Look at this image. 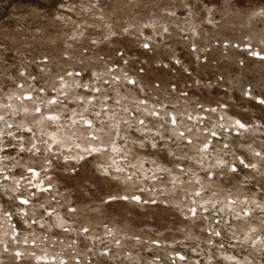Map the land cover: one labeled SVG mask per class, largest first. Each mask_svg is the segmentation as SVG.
<instances>
[{"label": "rangeland", "instance_id": "obj_1", "mask_svg": "<svg viewBox=\"0 0 264 264\" xmlns=\"http://www.w3.org/2000/svg\"><path fill=\"white\" fill-rule=\"evenodd\" d=\"M164 5L172 7L165 9ZM262 10H264V0H191L190 3L189 0H63L62 3L61 0H0V68L1 70L5 69L4 61L7 58L6 67L9 71L6 73L18 69V64L23 62V59L13 57L12 54L15 53V50L33 56L41 55V57L51 58L53 63L50 67L54 73L83 66L99 68L112 59L113 49L116 48L125 52L127 56H139L137 37L142 34L143 29L144 36L155 40L152 42L157 56L172 50L190 64L188 66L198 76L195 83L198 93H194L195 95L205 98L204 93L210 92L217 100L226 101L232 114L246 117L247 113L242 108L238 110L235 107L237 106L236 101H239L235 93L231 89L230 92L218 89L220 84L228 85L231 88L234 83L232 81L233 73L236 71H234V68L236 69L234 60L239 58L236 53L240 51L226 50L219 41L224 37L242 39L246 35L259 39L261 34H264V12ZM173 12L174 15L171 14ZM167 27L169 31L164 35L163 29ZM125 28L128 29L127 32L123 31ZM110 33H115V35H109ZM105 37L108 38L105 39ZM185 38H188L192 43L195 42L201 49L199 53L193 51L194 56L195 54L206 55L209 62L194 63L193 57L189 55L191 53L188 52L191 44L186 45L183 42ZM134 41L135 43H133ZM210 61L216 65L215 70H211L214 67ZM152 63L148 67L149 75L159 76L163 80L162 71H155L154 69L157 68ZM221 63L222 66H220ZM141 64L144 65V63ZM147 64H149V59H147ZM127 66V69H131L134 67V63L130 61ZM32 71L36 72L35 69ZM208 71L214 72L207 79L205 75ZM237 72H239V82L248 77L258 80L264 75V62L248 61V66L243 69V72L240 70ZM134 78L138 79V77ZM218 78H222L224 82L219 83L216 81ZM146 82L147 80H145ZM208 82L213 84V89L207 88ZM224 92L226 93L224 94ZM14 93L15 95H13ZM18 93L11 91L3 99H0V116L4 117L3 120H0V131L3 132L4 129L13 131L16 128L28 132L27 128H32L39 136L32 139L34 143L40 139L50 141V134L55 133L56 137L63 142L61 151L71 155L82 151L85 147V140L91 138L86 137L84 132L86 126L77 116H73V111L70 113L72 117L70 116L69 122L67 120L60 122V118L57 121L46 117L40 119V114L33 110L34 101L19 100L17 99ZM120 96L121 94L115 96L114 99L117 97L120 99ZM153 99L155 98L153 97ZM207 100H212V98ZM239 104L244 106V102L241 100ZM48 106L45 104V107H41L42 111H48L52 113L51 115L58 116L56 114L59 111L50 110ZM245 106L250 107L249 105ZM23 107H28L29 111L24 112ZM98 107L102 106L98 105ZM75 112L81 114L79 109ZM223 113L224 115L217 114V117L226 118L228 116L227 113ZM111 116L109 117V113H106L102 116L104 120L99 121L98 117H95L99 125L95 124V120H93L98 136V139L92 142L93 145L96 146L103 142L107 147L102 150V154H97L98 159L92 160L89 157L88 168H95L97 164H110L111 160L108 158L113 157L120 166L125 167L123 175L137 173L140 178L137 179V176H133V180L139 188L144 190L143 194L146 199L149 197L158 200L167 198L171 205L170 209L166 213L154 215V206L134 207L133 204H129L127 208L117 207L115 212L102 214L96 211V203L92 202L89 204L91 211H85L83 215L75 214L68 218L65 227L70 230L65 233L62 229L51 228L49 225L55 222L57 215L64 216V206L72 205L77 194L82 192L88 196L90 195L88 187L95 191L96 186L90 181H85L88 187L80 185L78 181H71L70 186L66 188L64 181L59 180L55 173H51L54 187L50 193H44L40 201L44 203L45 208H49V204L51 205L49 215H45L41 220L40 216L44 209L29 204V206H24L25 217L19 213L16 214L14 212L16 207H12V221L16 226V235L13 237L12 221L3 216V211L13 203L7 195L13 179L7 177L5 173L1 174V171L7 170V165L5 161L0 160V188L2 189L0 190V254H3L5 246L9 248L10 252L17 248L27 249L30 252H35L36 255L47 257L46 260L39 262L33 259L32 264H59L60 259L67 258V254H73L72 248L69 247L70 244L77 252L81 251L80 239L82 237H78L74 229L80 223H84L85 226H91L92 232L87 235L89 236V245L95 246L94 250L99 251L102 246L101 241L108 245L113 254L107 257L110 264H162V261H171L172 259H176L177 264H181L178 257H175V251H180L185 256L186 259L182 264H217V262L219 264H238L237 252L234 249L228 251L226 247L227 251H225L221 245L237 239L235 235L239 233L250 237L258 226L251 223L247 215L252 213L253 205L255 210H264V205L257 206L261 204V200L256 195L250 194L249 198L246 197L245 189L237 183V181L240 182L241 176L233 175L225 180L206 177L202 171L212 173L214 169L218 168L215 166L216 160L221 156H209L206 152L200 153L197 146H192L190 151L185 143H183L184 146H178L181 145L180 141L173 144L171 140L167 139L168 134L164 131L165 139L160 142L170 146L180 156L181 168H177L175 163H165L159 156H149L144 150H138L133 141L135 140L138 145L140 142L138 138L147 135L142 133L156 134V129L147 126L151 131H140L141 126L135 124L136 132L128 133L120 123L118 129L114 128L113 125L119 121ZM260 116L261 112L259 118ZM249 117L251 116L249 115ZM249 117L248 119H250ZM179 118L181 119L178 126L180 130L188 127L185 118ZM73 120L76 121L75 124L72 123ZM5 122L12 125L11 129L4 126ZM231 123L227 121V124ZM117 130L119 131L118 136L115 134ZM129 131H131L130 128ZM174 135H172L173 139L176 138V134ZM196 136L201 137L200 134H196ZM157 138L159 139V137ZM112 141L116 142L115 145L112 144ZM16 144L11 140L8 142V147L12 148ZM26 144L28 145L29 141H26ZM77 144H80V148L76 147ZM38 146L44 147L39 144ZM114 146L118 149L117 152L112 151ZM53 151H55V147ZM39 156L40 153H37L36 156L25 155L21 159L17 157L12 161L15 166L17 164L26 170L28 165L35 166L41 163ZM169 159L174 160L175 158L169 157ZM251 160L260 168L258 162L260 158H251ZM153 161L156 163L154 164ZM61 162L63 163V160ZM140 162L143 163L142 169H140ZM131 164H136L137 168L130 169L128 166ZM157 165L170 168L171 173L161 171ZM8 169L11 168L8 167ZM137 169H139L138 172ZM83 174H85L84 170H82ZM61 175H63L62 172ZM152 176H155L156 179L153 180ZM174 178L175 184L172 183ZM15 179H19V177ZM157 193L163 195L158 196ZM229 200L234 203L230 204ZM75 206L83 208V205H80L78 201ZM192 206L198 208L202 206L198 212L200 217H203V209L220 210L217 212L219 217L222 215L226 217L229 215L227 211H230L235 220L243 219V222L231 226L234 233L231 238L228 237V229H226L230 223L224 222V220L225 225L215 224L216 230H220L222 235L212 239L205 233L211 225L204 218L195 221L196 226H193L194 221L188 212V208ZM16 211L18 212L17 208ZM25 218L35 219L37 222L29 226L23 223ZM245 222L249 223L245 224ZM159 225H164V227L161 228ZM108 230H111V235L107 234ZM113 237L119 239L120 243L116 244ZM251 238L254 239L255 236L252 235ZM153 239H157L159 242L153 244ZM230 245L234 247L233 242ZM5 255L7 254L0 255V259H3ZM84 258L90 259L87 254Z\"/></svg>", "mask_w": 264, "mask_h": 264}, {"label": "snow or ice", "instance_id": "obj_2", "mask_svg": "<svg viewBox=\"0 0 264 264\" xmlns=\"http://www.w3.org/2000/svg\"><path fill=\"white\" fill-rule=\"evenodd\" d=\"M62 2L63 0H61V3ZM190 2L191 0H189V3ZM163 7L168 9L172 6L164 5ZM262 12H264V10H262ZM171 14L174 15L175 13L173 12ZM123 31L127 32L128 29L125 28ZM163 31L167 33L168 29L165 28ZM109 35H115V33H110ZM132 35H135V33H132ZM107 38L108 37H105V39ZM150 40L151 37H147L146 40L142 42L144 51L141 52V54L146 55L147 52H152V56H146V58L149 59V63H152V61L157 59V53L155 47L150 45L148 42ZM93 43H95V41H93ZM133 43H135V41ZM219 43H222L226 50H243L236 53V56H238L239 59L234 60V63L240 66L239 70L241 72H243V69L248 66V61L250 58L253 62H264V34H261L259 39L247 35L242 39L237 37H224L223 40L219 41ZM191 49L198 53L201 51L195 42L191 44ZM113 52L118 53L119 55L118 58L109 62L112 67L121 64V61H123L124 65H128L130 63L128 59H125V53L121 52L119 48L113 49ZM159 55L163 60H169V56H173L174 53H170L169 56H164L163 53H160ZM43 58L45 60L48 59L47 56H44ZM97 58L102 59L101 57ZM197 59L199 60L200 57L197 56ZM179 62V60L176 61V63ZM169 63H171V60H169ZM4 64L5 72L9 71V69L6 67L7 58H5ZM105 67L106 70L103 75L98 74V72L91 70L87 66H83L75 72L76 79H73L71 86L86 90L83 93L78 94L75 98L82 102H90L93 99H100V97H103L104 101H110L112 99L111 92L115 91V89L112 88L113 84H115L118 88H127L128 91L134 93V103L131 105V107L136 113H139V115H135L132 118L133 123H129L128 120H122L117 124H114L113 127L118 129L119 123H123L131 129L135 124H138L141 126L139 129L140 131H151V129L147 128L146 126V119L148 117L156 118L155 121L148 120V123H151L153 127L156 128V136H140L138 138L140 141L139 144L136 145L135 140L133 141V144L138 148V150H144L149 156H159L160 159L164 160L167 164L175 163L177 168H181L180 156H178L170 146L160 142L165 139V137L160 134L159 129L164 128L167 124L177 126L171 129H166V131H171L172 133L176 134L175 139H173L172 135H169L167 137L168 140H171L173 144H176L177 141H180L181 145L178 146H184L183 142L186 141L187 145L197 146L198 152L200 153H205L210 148V145L220 144L224 140L228 139V136L232 135L233 130L235 131L236 135L232 136L231 143L235 146L238 137L241 135V130L247 131L249 127L248 121L241 117V119H236L234 124L227 128L221 123L219 125L213 124L212 129H209L207 123L211 122L212 114L216 112V108L209 107L207 110V122L203 120H197L192 127H185L183 130H180L178 127L180 125L179 117L182 116L183 113L178 112L175 108V105H173L171 101L164 103L159 98L153 99V97L149 94L150 91L158 92L161 89H163L165 92L169 91L161 77L150 76L149 70L143 67H141V69L138 71L135 70L134 67L131 69L122 68L121 72L118 74L112 73L111 68H109L107 65ZM162 67H166V65H163ZM154 70L159 72L162 71V68H157ZM235 70L236 69L234 68V71ZM17 73L21 77L24 76V71L17 70ZM141 73H144V75H141ZM65 76L71 77L73 76V73L65 71L64 75L57 74V79L61 82L59 88L53 85L51 87V91L48 92V95L45 97H42L40 94L45 93L47 89L45 86L41 85L39 81H37L34 90L30 89L21 92L17 99L34 101L33 110L35 113L40 114V119H43L45 115H47L51 120L59 119L58 116L51 115L48 111H42V108L39 105L44 104L45 100H47L49 104L62 103V101L58 100V97H65V99H67L68 94L61 90L64 88V84L66 83L64 79ZM105 76H107L108 79H105ZM134 77H138V79ZM28 78L34 81L36 80V76H33L32 73H28ZM41 79H43V77H41ZM145 80H147L146 83ZM121 81H124V83L121 84ZM167 83L171 84L173 89H178L179 87L177 84H173L171 81H168ZM16 87L23 88L24 85L22 83H17ZM240 91L243 93L244 97L248 98L247 102L253 108H258L260 112L264 114V75H262L258 80L253 77L241 79ZM52 92H56L57 95L53 96L51 94ZM97 93L99 94L98 96L93 95ZM13 95H15V93ZM117 95L119 94L117 93ZM169 95H172V93L169 92ZM183 95L186 97L187 92H184ZM150 101L153 104V107L148 106ZM35 102H38V104ZM115 103L119 104V100L117 99ZM207 104L209 106L215 104L217 107H222V103L219 100H208ZM101 106L105 109L108 108L107 103H102ZM196 107L199 108L201 113L206 111L205 108L199 103L196 104ZM23 111L28 112L29 108L23 107ZM123 111L128 112L129 108L125 107ZM101 115L102 113L95 112V116L100 117ZM73 116H77L78 119L82 121L83 125L86 126L84 129L86 137L91 138L90 140H85V147L76 155L66 154L61 151L63 148V142L56 137L55 133L50 134V141L40 139L36 143L32 142V139L36 137V133L32 128H27V131L32 133V138H30L29 144L27 146L24 143L19 144V149L21 152L26 150L30 156H36L37 153H40L39 160L41 163L36 164L35 166L28 165L26 167V172L30 174V176H26L24 171L18 170L16 175L19 176V179H13L11 188L7 192L8 198L13 203L9 205L8 209L3 211V216L7 217L8 220L11 221L13 219L11 208L16 207L18 213L26 217L24 206H28L29 204L33 205V207L38 206L39 208L44 209V212L41 213L40 216L41 220L44 219L45 215H49V209L51 208V205L49 204V208H45L44 203H41L40 201L44 196V193H50L54 187L51 173H55L59 180H63L64 186L66 188L70 186L71 181H78L79 184L84 187H88V185L85 184V181H90L96 186L95 191L91 187H88V192L90 193L88 196H85L82 192L77 194L72 205L64 206V216L57 215L55 222L49 225L51 228H60L65 233H68L70 230L68 227H65L68 218L75 214L83 215L85 211H91L89 204L92 202L96 203V211H99L102 214H110L115 212L117 207L127 208L129 204H133L134 207L154 206V215L157 213H166L171 207L167 198L158 200L156 198L149 197L146 199L143 194L144 190L139 188L133 180V176H137V173L134 172L132 175H123L125 167L120 166L115 158H108L111 160L110 164H97L95 168H88L90 163L89 157H91L92 160L98 159L97 154H102V150L106 148L107 145L103 144V142L96 146L93 145L92 142L96 141L98 136L96 135L97 129L94 127L92 119L86 118L82 114H78L75 111H73ZM3 119L4 117L0 116V120ZM188 119L192 120L193 117L189 115ZM220 119L223 120V117L221 116ZM260 119L264 120V115H262ZM5 123L7 128L12 127L11 124H7V122ZM72 123L75 124L76 121L73 120ZM157 124L159 127H157ZM201 124H203V127H201ZM217 128H219V131ZM194 129L196 131L208 133V135H205L203 139H200L198 136H196V131H194ZM225 133L228 135H225ZM115 134L118 136L119 131L117 130ZM8 135L11 136L12 133L8 132ZM157 137H159V139H157ZM115 143V141H112L113 145H115ZM38 144L43 145L44 147L41 148L38 146ZM4 147L7 148L8 145H5ZM54 147L55 151H53ZM76 147L80 148V144H77ZM223 147L226 149L228 144H224ZM249 148H251V146H249ZM13 151H16V149L13 148ZM112 151L117 152L118 149L114 146ZM251 151L255 157H260L261 160L264 161V148H261L260 151H256L255 149H252ZM57 153L59 154L57 155ZM225 155H227V153H225ZM232 156L233 159L231 161L225 160L223 157L217 158L215 166L220 169L217 174L223 176L228 172L236 174L241 169L253 170L255 175H252L249 178L255 180L254 187H259L261 197V204H258L257 206L260 207L261 205H264V164H261L260 168H258L257 164L252 162V160L249 159L243 151H240L239 156H237L236 153H232ZM169 157H174L175 159H169ZM126 158L127 157L125 156V159ZM137 159L139 160V158ZM62 160L63 163L61 162ZM153 163L155 164L156 162L153 161ZM128 167L130 169H136L137 165L131 164ZM142 168L143 163L140 162V169ZM157 168L161 171L171 173L170 168L161 167L160 165H157ZM82 170H84L85 173L83 175ZM138 171L139 169H137V172ZM61 172L63 175H61ZM88 172L91 174H87ZM205 175L210 176L213 175V173L206 172ZM257 177H259V179H257ZM139 178L140 177L137 176V179ZM151 178L153 180L156 179L155 176H152ZM5 179H7V177H5ZM21 181H24V186L21 185ZM172 183H176L175 178L173 179ZM130 184L131 186H129ZM29 189H31V191H28ZM198 194L199 193L197 192V195ZM157 195L161 196L163 194L157 193ZM77 201L80 205H83V208L75 206ZM228 202L230 204L234 203V201L231 200ZM201 208L202 206H199V208L197 206L188 208V212L191 214V218L194 221V227L196 226L195 221L198 219H203V217L198 215V212ZM203 210L207 211V209ZM36 222L37 221L35 219L29 220L27 218H25L23 221L24 224L29 226L36 224ZM159 227L162 228L164 225H159ZM74 231H76L78 237H82V239H80L81 251L77 252L73 245L70 244L69 247L72 248L73 254H67V258L60 259L59 264H110V260L107 257H110L113 254L111 253V250L107 244L101 241L102 246L99 251L94 250V245H89V236L87 234L92 232L90 225L85 226L84 223H80L79 226L74 229ZM210 232L216 237H219L222 234L220 231H216L215 229H210ZM107 234L111 235V230H108ZM12 235L13 237L16 235L15 225L13 226ZM236 238L239 239V237ZM97 239H99V237H97ZM246 239H248L253 246H256L257 241H259L261 250L264 251V235L257 236L254 239L251 237H246ZM113 240L116 244L120 243V240L116 239L115 237H113ZM158 242L159 241L157 239L152 240L153 244H157ZM3 254L7 255H5L3 259H0V264H32L33 259L37 262L47 259V257L36 255L35 252H30L27 249L20 250L17 248L10 252L7 246L4 247ZM85 254H87L90 259H85ZM175 257H178L181 264L186 259L180 251H175ZM162 264H177V260L172 259L171 261H162ZM217 264H219V262H217ZM238 264H241V262H238Z\"/></svg>", "mask_w": 264, "mask_h": 264}, {"label": "built area", "instance_id": "obj_3", "mask_svg": "<svg viewBox=\"0 0 264 264\" xmlns=\"http://www.w3.org/2000/svg\"><path fill=\"white\" fill-rule=\"evenodd\" d=\"M168 29V27H167ZM169 31V29H168ZM143 29H142V34L137 37V47H138V53L139 56H135L134 57H130L127 56V54L125 53V59H128L129 61L134 63V68L135 70H139L141 69V67L148 69V67H150V63L147 64V57H150L152 55V52H147L146 55L141 54V52H143V44L142 42L146 40V36H144L143 33ZM167 33H164V35ZM155 42V40H153L151 38L150 41H148L150 43V45H153V42ZM183 42L187 45V44H192V42H190L188 40V38L183 39ZM162 44V43H161ZM190 48V51L188 50L190 56H192L194 63H207L209 62V60L207 59L206 55H202L199 56L200 59H197V54L193 50ZM224 49V48H223ZM238 50V49H235ZM243 51V50H240ZM170 53H174L173 56H169ZM14 55L13 57L17 58V59H23V62H19L18 64V69L17 70H21L24 71V76H19L16 71H11V73H6L5 70H1L0 68V99H3L4 96H6L8 93H10L11 91H17L19 92V96L21 94V92L23 91H27V90H34L37 81H39V83L43 86L46 87L47 91L45 93H41L40 95L42 97H45L48 95V92L51 91V87L53 85H55L57 88H59L60 85V81L57 79V74L59 75H64L65 71L67 72H72L73 76H65L64 79L66 81V83L64 84V88L61 89L62 91L66 92L68 94L67 99H65V97H58L59 101H62V103H55V104H49L47 100L44 101V104L39 105L40 107H45V104L49 105V109L50 110H57L59 111L56 115L59 116L60 118V122H64V121H68L70 120V113L72 111L78 110L79 109V113H81L83 116H85L86 118H90L92 120H95V124L99 125V120H104V118L102 117L104 114L109 113V117H113L114 119L116 118L119 122L122 120H132L129 123H133V117L135 115H139V113H136L134 111V109L131 107V105L134 103L133 101V97H134V93L128 91L127 88H118L115 84L112 85V88L115 89V91L111 92V97L112 99L110 101H104L103 97H100V99H93L90 102H82L78 99H76L75 97L78 94L83 93L84 89L82 88H75L72 87V81L73 79H76L75 77V72L78 71L80 69V67H76V68H69L65 69L64 71H58V72H52L51 70V63H53L52 59H44L43 57H41V55L39 56H33V55H29V54H25L22 51L19 50H15V53L12 54ZM118 53H112V59L109 60L112 61L116 58H118ZM164 56H169V60H171V63H169V60H163L160 56H157V60L152 63L153 65H155V68H162V73L164 75V79L163 81L165 82V86L168 88V92L163 91V89H161L158 92H152L150 91L149 94L156 98L161 99L164 103H168V101H171V103L173 105H175V108L178 112L183 113L182 118H185V121H187V126L188 127H192L197 120H203L207 122L208 119V109L209 107L212 108H216V112L212 114V119L211 122L207 123V126L209 129H212L213 124H224L225 127H229V125H233L234 121L236 119H241V116H238L236 114H232L229 111V106L227 105L226 101H221L222 103V107H217V105L212 104L211 106H209L207 104V99L208 98H212V100H215L216 98L210 93H204V97L202 96L198 97L197 95H195L194 93H198V90L196 88V80H198V76L195 75V73L193 72V70L188 66L190 64H188L187 62L184 61L183 58H181L178 53L176 51H168V53H165ZM239 59V58H238ZM179 60V63H176V61ZM145 61V62H144ZM249 61H252V59L250 58ZM107 63L106 65L111 68L112 73H116V72H121L122 68L123 69H127L128 66L123 64V61H121V64L116 65L115 67H112L110 63ZM216 62V61H215ZM260 62V61H255ZM141 63H144V65L142 66ZM210 64L214 67L211 70H215L216 65L213 64L210 61ZM104 64V66H100L99 68H96L94 66L90 67L91 70L98 72V74L103 75L105 70H106V66ZM163 65H166V67H162ZM223 64L221 63L220 66H222ZM236 66V71L233 73V79L232 81H234V83L232 84L231 88L230 86H225L223 84H220V86L218 87V89L220 91H226V92H230V89L232 92L235 93V96L237 97V99L239 101H236L237 106H235L238 110L240 108H242V110L244 112H246V117H243L244 119H246L249 123V127L247 129V131H243L241 130V135L238 137L235 146L231 143L232 140V136H235L236 133L233 130L232 131V135L228 136V139L224 140L222 143L220 144H212L210 145V148L206 151V153H208V155H219L221 157H223L225 160L231 161L233 159L232 153H236L237 156H239L240 151L245 152V154L248 156L249 159H259L260 157H255L252 154V149H255L256 151H260L261 148H264V120H261L259 118V114H260V110L258 108H253L248 102V98L243 96V93L240 91V82L238 80V76H239V69L240 66L238 64L235 63ZM32 69H35L36 72H33ZM214 72V71H213ZM213 72L211 73V71H208V73L205 75V77L208 79L209 75L213 74ZM28 73H32L33 76H36V80H32L28 78ZM144 73H141V75H143ZM41 77H43V79H41ZM105 79H108L107 76H105ZM171 81L173 84H177L179 87L178 89H173L171 87V84H168L167 82ZM216 81H218L219 83L224 82L222 80V78H218L216 79ZM17 83H22L24 85L23 88H18L16 87ZM121 84L124 83V81L120 82ZM206 83V81H205ZM58 85V86H57ZM205 88V87H204ZM207 88H209V90L213 89L214 86L213 84L211 85L210 82H208V86ZM73 90V91H72ZM169 92L172 93V95H169ZM184 92H187V96L185 97L183 95ZM224 92V94L226 93ZM117 93L120 96V99L115 98V96H118ZM53 96L57 95L56 92H52L51 93ZM95 96H98L99 94H93ZM119 100V104H116L115 101ZM22 100V99H19ZM217 100V99H216ZM243 101L244 102V106L240 105L239 102ZM32 102V100H30ZM38 104V102H35ZM102 103H107L108 104V108H103V107H98V105L101 106ZM199 103L201 104L204 108H205V112L201 113L199 111V108L196 107V104ZM86 104H90V105H86ZM245 105H249L250 107L248 108ZM149 107H153V104L151 103V101L149 102ZM127 107L129 108L128 112H124L123 109ZM248 108V109H247ZM86 109V110H85ZM95 112H100L102 113V115L100 117H98V121L96 120L95 117ZM227 113V117L224 118L223 120H221V117H217V114H223ZM77 113V112H76ZM114 114V115H113ZM191 115L193 117L192 120L188 119V116ZM249 115L251 117H249ZM264 115L261 113V116ZM250 119H248V117ZM260 116V117H261ZM72 117V116H71ZM148 120H153L155 121L156 118L153 117H148L146 119ZM179 120H181L179 118ZM228 122H232L231 124H227ZM243 122V121H242ZM94 123V122H93ZM120 125L122 127H124L128 133L130 132H136V128H131V131H129V128L124 125L123 123H120ZM152 125L151 123H146V126L148 127H153L150 126ZM157 127H159V125L157 124ZM171 127H177V126H173L171 124H167L165 125L164 128H160V134L164 136L163 131L166 132L169 135H173L175 136L171 131H166V129H170ZM201 127H203V124H201ZM156 129V128H155ZM217 130L219 131V128H217ZM194 131H196L194 129ZM8 132H11L12 135L9 136ZM139 132V131H138ZM36 133V132H35ZM141 133V132H140ZM142 134H147L146 136L149 137H153L156 136V134L154 133H142ZM196 134H200L201 137H199L200 139H203V137L205 135H208V133H204V132H200V131H196ZM225 135H228L227 133H225ZM15 136V137H13ZM39 136L36 134V138H38ZM165 137V136H164ZM30 138H32V133L26 132V131H22L20 129H16L13 131H6L4 129L3 132L0 133V160L5 161L6 165H7V170L6 171H2L3 173L6 174L7 177H12V179H15L16 177H19L18 175H16V173L19 171H24L26 176H30V174H28L26 172V170H24L23 168H21L20 166H18L16 164L13 163L14 158H19L21 159L22 157H25V155H30L26 150L24 152H21L19 149V144L24 143L26 146V141L28 142L30 140ZM158 139V138H157ZM175 139V138H174ZM15 141L17 144L16 146H12V148H15L16 151H12L10 147L5 148V145H8L9 141ZM195 141V140H194ZM180 143V142H179ZM186 144L188 150H190V148L192 149L193 145H187V142H183ZM224 144H228V147L225 149L223 147ZM191 146V147H190ZM249 146H251V148H249ZM247 147V148H246ZM215 149V150H213ZM13 150V149H12ZM191 151V150H190ZM191 153V152H190ZM225 153H227V155H225ZM14 155V156H13ZM13 160V161H12ZM261 166V164H264V161L260 160L258 161ZM18 166V167H17ZM8 167H10L11 169L9 170ZM220 171L219 168L214 169V171L212 172L213 175L210 176H206L209 177L211 179V177H214L215 179L218 178V180L221 178L222 180L228 179L231 176L233 177V175H239L240 177V182L237 181V183L239 184V186L241 188L245 189L246 192V197L249 198L250 194H254L257 196V198L259 200H261L260 197V189L259 187H254L255 185V180L250 179L249 177L252 176L251 174L255 175V172L251 169H241L238 171V173L233 174L231 172H228L226 175H218L216 173H218ZM216 172V173H215ZM206 172L202 171V174L205 175ZM243 173V174H241ZM15 177V178H14ZM225 177V178H224ZM257 179H259V177H257ZM21 183H24V181H21ZM22 186H24V184H21ZM0 190H2L0 188ZM23 190V188H22ZM28 191H31V189H29ZM5 193V192H4ZM246 203V202H244ZM29 206V205H28ZM252 207V206H251ZM255 206L253 205L252 207V213L248 214V218L251 221V223L256 224L258 226L257 230H255V232H252L253 236L257 237V236H262L264 235V210L261 211L259 209H254ZM218 211L215 210H207V211H203V218L210 223V227L209 230L205 231L206 235L212 239H214L216 236L212 235L210 232V229H215L216 230V226L217 225H225L224 222L230 223L229 226L226 227V229H228V237H233L234 233L232 232V225H236L238 222H243V219H234L231 215L230 211H227L229 213V215H226V217H223V215L220 213V215H222V217H219V214H217ZM14 212H16V214L18 213L16 211V208L14 209ZM213 215V217H212ZM209 218V219H208ZM225 220V221H224ZM245 220V219H244ZM12 221V220H11ZM224 221V222H223ZM246 221V220H245ZM249 223V222H245ZM13 226L15 225L14 222L12 221ZM16 228V226H15ZM216 231H220V230H216ZM222 235V234H221ZM251 235V236H252ZM250 236V237H251ZM235 237H239V239H234V240H230L227 243H224L221 245V247L223 248V250H225V247L228 249V251H232L231 249H234L236 253V257L238 260V262H241V264H264V251L261 250V246L259 243H257L256 246H253L250 241L248 239H246L247 236L239 233L236 234ZM234 243V247L230 245V243ZM227 251V250H225Z\"/></svg>", "mask_w": 264, "mask_h": 264}, {"label": "bare ground", "instance_id": "obj_4", "mask_svg": "<svg viewBox=\"0 0 264 264\" xmlns=\"http://www.w3.org/2000/svg\"><path fill=\"white\" fill-rule=\"evenodd\" d=\"M50 114H52V113H50ZM55 115V114H54ZM45 117L47 118V119H49L48 118V116L47 115H45ZM58 119H56V121H57ZM5 127H6V125H4ZM11 129V128H10ZM2 131H0V133H1ZM1 174H3V172L1 171ZM238 214V213H237Z\"/></svg>", "mask_w": 264, "mask_h": 264}]
</instances>
